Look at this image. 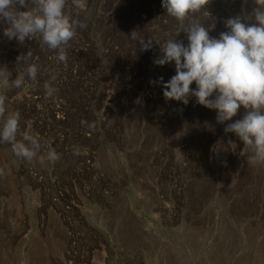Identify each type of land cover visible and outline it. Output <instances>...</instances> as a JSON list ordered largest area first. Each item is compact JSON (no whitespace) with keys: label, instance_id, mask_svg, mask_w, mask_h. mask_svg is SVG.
<instances>
[{"label":"rangeland","instance_id":"rangeland-1","mask_svg":"<svg viewBox=\"0 0 264 264\" xmlns=\"http://www.w3.org/2000/svg\"><path fill=\"white\" fill-rule=\"evenodd\" d=\"M161 3L88 0L66 63L37 40H9L0 25L10 79L27 63L40 67L35 86L5 91L6 109L61 156L29 163L0 144V264H264V166L224 131L245 109L220 124L195 97L165 100L160 79L175 65L154 59L168 39L188 40ZM255 7L210 0L200 19L218 38L228 18L254 23L244 17ZM133 30L152 48L141 51ZM52 73L57 91L47 97Z\"/></svg>","mask_w":264,"mask_h":264},{"label":"clouds","instance_id":"clouds-1","mask_svg":"<svg viewBox=\"0 0 264 264\" xmlns=\"http://www.w3.org/2000/svg\"><path fill=\"white\" fill-rule=\"evenodd\" d=\"M210 0H162L166 14L180 25V32L187 36V46L176 38L168 39L161 47V55L154 64L175 65V75L166 83L160 79L165 100H175L187 105L189 97L196 103L216 111L217 123L225 124L245 109L242 119L227 123L225 133H234L243 143L247 161L253 166H264V0H254L256 7L245 20L240 16L225 21L227 31L218 38L211 37L215 24L205 27L200 15ZM88 0H0V25L9 40L23 45L37 40L42 49L55 52L59 62H67L66 46L76 36L78 29H86L87 23L79 19V13L87 8ZM75 12V16L73 15ZM179 32V33H180ZM178 33V34H179ZM177 34V35H178ZM130 38L138 42L140 50L152 48L153 41L145 39L136 30ZM31 52L25 54V63ZM21 57L17 58V61ZM39 65L27 63L15 79L7 66L0 67V144H8L15 157L41 165H55L61 159L57 151L42 142L29 131H22L21 115L7 111L5 91L22 89L38 83ZM31 82V85L26 83ZM52 73L43 84L47 97H53L57 89ZM195 83V89L191 85ZM86 127L94 125L81 122ZM5 170L0 168V177Z\"/></svg>","mask_w":264,"mask_h":264},{"label":"bare ground","instance_id":"bare-ground-1","mask_svg":"<svg viewBox=\"0 0 264 264\" xmlns=\"http://www.w3.org/2000/svg\"><path fill=\"white\" fill-rule=\"evenodd\" d=\"M91 1V0H90ZM121 1V0H120ZM136 2V1H135ZM100 3V2H99ZM111 5V4H110ZM126 6V5H125ZM212 6V5H211ZM120 7V6H119ZM122 8V7H121ZM239 8V7H238ZM251 8V7H250ZM237 9V8H236ZM107 11V10H106ZM122 13V12H121ZM124 13V12H123ZM238 13V12H237ZM228 14V13H227ZM249 14V13H248ZM143 16V15H142ZM204 18V17H203ZM100 19V18H99ZM140 19V18H139ZM145 19V18H144ZM99 21V20H98ZM217 24V23H216ZM123 26V25H122ZM167 27V26H166ZM171 27V26H170ZM216 29V28H215ZM105 34V33H104ZM122 34V33H121ZM211 35V34H210ZM107 36V35H106ZM78 39V38H77ZM134 47V46H133ZM132 47V48H133ZM36 49V48H35ZM39 50V49H38ZM136 50V49H135ZM147 53V52H146ZM155 57V56H154ZM56 60V59H55ZM81 65V64H80ZM133 66V65H132ZM153 69V68H152ZM122 70V69H121ZM165 76V75H164ZM40 82V81H39ZM194 88V87H193ZM157 91V90H156ZM36 92V91H35ZM38 93V92H37ZM147 93V92H146ZM43 94V93H42ZM32 99V98H31ZM162 105V104H161ZM181 105V104H180ZM67 109V108H66ZM40 112V111H39ZM151 116V115H150ZM76 117V116H75ZM155 117V116H154ZM156 118V117H155ZM60 119V118H59ZM69 121V120H68ZM167 122V121H166ZM163 125V124H162ZM166 126V125H165ZM181 136V135H180ZM189 138V137H188ZM199 142V141H198ZM173 143V142H172ZM174 144V143H173ZM217 146V145H216ZM173 147V146H172ZM203 147V146H202ZM206 147V146H205ZM75 155V154H74ZM170 161V160H169ZM248 168V167H247ZM177 169V168H176ZM66 171V170H65ZM260 178V177H259ZM97 181V180H96ZM243 181V180H242ZM106 182V181H105ZM114 183V182H113ZM248 183V182H247ZM207 185V184H206ZM114 186V185H113ZM203 186V185H202ZM200 188V187H199ZM208 191V190H207ZM107 197V196H106ZM204 197V196H203ZM124 219V218H123ZM127 222V221H126Z\"/></svg>","mask_w":264,"mask_h":264}]
</instances>
